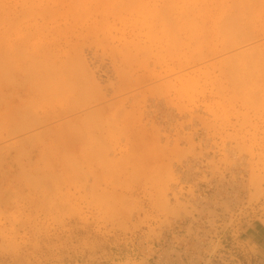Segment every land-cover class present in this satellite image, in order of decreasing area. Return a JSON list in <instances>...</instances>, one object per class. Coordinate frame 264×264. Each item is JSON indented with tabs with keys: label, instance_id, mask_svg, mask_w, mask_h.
<instances>
[{
	"label": "rangeland",
	"instance_id": "374dc122",
	"mask_svg": "<svg viewBox=\"0 0 264 264\" xmlns=\"http://www.w3.org/2000/svg\"><path fill=\"white\" fill-rule=\"evenodd\" d=\"M204 153L264 222V0H0V264H152Z\"/></svg>",
	"mask_w": 264,
	"mask_h": 264
},
{
	"label": "built area",
	"instance_id": "2783aa9c",
	"mask_svg": "<svg viewBox=\"0 0 264 264\" xmlns=\"http://www.w3.org/2000/svg\"><path fill=\"white\" fill-rule=\"evenodd\" d=\"M209 158L205 153L188 156L175 166L177 185L183 189L176 195L188 203L190 213L165 226L152 264H250L240 242L248 223L242 214L244 204L249 206L248 180L230 166L223 170L224 165L211 175ZM255 202L250 205L255 207Z\"/></svg>",
	"mask_w": 264,
	"mask_h": 264
},
{
	"label": "crops",
	"instance_id": "0c3cea01",
	"mask_svg": "<svg viewBox=\"0 0 264 264\" xmlns=\"http://www.w3.org/2000/svg\"><path fill=\"white\" fill-rule=\"evenodd\" d=\"M245 260L250 264H264V222L254 220L245 223L240 235Z\"/></svg>",
	"mask_w": 264,
	"mask_h": 264
},
{
	"label": "bare ground",
	"instance_id": "6f19581e",
	"mask_svg": "<svg viewBox=\"0 0 264 264\" xmlns=\"http://www.w3.org/2000/svg\"><path fill=\"white\" fill-rule=\"evenodd\" d=\"M8 94H9V93H8ZM6 96H7V95H6ZM29 96H30V95H29ZM4 105L7 106V103L4 104ZM15 107H16V105H15ZM10 109H11V108H10ZM14 110H15V109H14ZM16 110H17V109H16ZM16 110H15V111H16ZM26 110H27V109H26ZM26 112H27V111H26ZM28 112H29V111H28ZM57 113H58V112H57ZM59 113H60V112H59ZM29 114H30V113H29ZM61 114H62V113H61ZM61 114H60V116H61ZM54 115H55V113H54ZM27 116H28V115H27ZM47 116H48V115H47ZM50 116H51V115H50ZM53 117H55V116H53ZM27 118H28V117H27ZM50 118H51V117H50ZM25 119H26V118H25ZM30 120H31V119H30ZM30 120H29V121H30ZM49 120H51V119H49ZM27 121H28V120H27ZM42 121H43V120H42ZM42 121H41L40 123H43ZM44 122H45V121H44ZM32 123H33V122H32ZM36 123H38V122H36ZM30 124H31V123H29V126H30V128H32ZM34 125H35V124H34ZM34 125L32 124V126H34ZM16 126H17V125H16ZM11 128H13V126H12ZM27 128H28V123H27V125H25V126L23 125V127L19 128V129L22 130V131H20V132H23V130H25V129H27ZM25 131H26V130H25ZM13 132H14V131H13ZM15 132H16V130H15ZM6 135H7V134H6ZM8 135H9V134H8ZM9 136H10V135H9ZM9 136H8V137H9ZM8 137H7V138H8ZM28 139H29V138H28Z\"/></svg>",
	"mask_w": 264,
	"mask_h": 264
}]
</instances>
